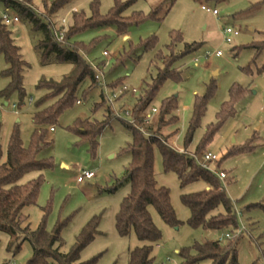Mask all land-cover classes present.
Here are the masks:
<instances>
[{
	"label": "rangeland",
	"instance_id": "374dc122",
	"mask_svg": "<svg viewBox=\"0 0 264 264\" xmlns=\"http://www.w3.org/2000/svg\"><path fill=\"white\" fill-rule=\"evenodd\" d=\"M54 1L48 0V3ZM129 1L72 0L63 10L51 16L49 11L52 4L44 6V0H33V3L37 13L50 17L56 32H61L62 28L67 31L73 25L74 8L89 15L92 6L98 2L99 13L106 16L117 2ZM162 1L136 0L124 15L131 17L140 13L144 20L125 32L116 26L92 28L74 37L72 42L85 45L98 42L88 61L94 68H103L100 75L102 83L111 86L118 80L123 81L121 86L114 88L117 89L114 93L124 87L128 90L119 93L120 97L113 106L121 115L134 110L139 97L131 92L136 90V94L142 96L152 77L157 75L158 68L163 67L157 55L160 52L169 54L167 47L172 44L176 33H180L183 38L175 48L176 54L183 52L184 44H201L196 53L182 58L174 66L180 78L168 80L157 93L150 108L151 122L148 124H155L154 132L161 135L171 148L181 154L195 156L196 148L208 128L218 123L223 106L240 92L233 105L235 114L225 120L206 145V153L216 155L221 164L219 169L215 166L217 163L209 164L211 170L224 171L228 176L222 184L238 216L239 227L230 232L232 238H241L238 264H264V73L258 71L263 64L264 53L254 58V50L244 49L264 39V0H176L164 21L150 20L151 9ZM202 7L210 12L204 11ZM214 10L218 12L217 15L213 14ZM4 13L6 8L0 2V16ZM9 14L13 17L16 13L9 10ZM64 18H67L66 26L62 22ZM20 20L8 28L28 64L24 73L26 97L21 108L18 107V96L12 97L9 106L2 107L3 102H0L1 163L6 159L13 131L18 129L24 145L28 147L36 128L32 121L34 113L50 106L36 105L45 94L38 90L39 83L43 80L61 81L73 70V65L68 63L43 64L36 49L41 36L33 32L28 21ZM227 27L240 33L231 44L226 42L224 34ZM153 38L155 45L147 52H142V48L131 52ZM218 51L223 53L222 57H216ZM105 52L108 56L104 55ZM5 68L4 58L0 56V92L8 82L1 75ZM89 86L88 81L81 86L77 97L82 103L63 112L54 126L55 133L49 135L51 145L40 155L41 159L53 158L54 167L32 172L24 178V182H27L42 175L44 181L37 204L26 207L23 214L28 216L32 230L40 226L44 209L48 210L46 228L49 232H53L59 222L66 223L62 232L66 244L62 250L64 253L70 251L83 228L98 217L100 233L82 251L81 261L96 258L95 264H128L130 250L142 245L134 234L122 237L116 228L120 206L131 192L130 181L124 180L131 158L121 154V150L131 141V134L118 119L98 138L95 152L91 150L90 144L82 142L74 130L76 123L79 120L103 121L107 114L106 106L95 110L96 105L102 101L101 88L88 90ZM211 88H215V92L194 133L191 146L186 147L185 138L196 98L207 96ZM86 90L87 94H84ZM173 97L177 99L179 109L166 117L167 125L159 130V109L163 102ZM31 98L33 103H30ZM14 105L17 107L14 108ZM154 108L158 112L154 113ZM244 147L246 149L241 150ZM196 156L201 164H206L203 154ZM155 157L157 181L170 191L171 204L180 222L176 227L168 225L151 209L154 223L162 233V240L154 246L155 264H186L179 252L196 244L218 241L226 233L193 229L189 225L191 212L183 204L182 196L207 190L208 186L203 181L182 186L176 173L164 171L159 151H156ZM83 170L96 172V177L79 184L77 177ZM10 241L9 234L0 230V264H27L33 255L31 245L25 242L16 251L9 248Z\"/></svg>",
	"mask_w": 264,
	"mask_h": 264
},
{
	"label": "trees",
	"instance_id": "16d2710c",
	"mask_svg": "<svg viewBox=\"0 0 264 264\" xmlns=\"http://www.w3.org/2000/svg\"><path fill=\"white\" fill-rule=\"evenodd\" d=\"M71 1L55 0L48 3V0H44V6L52 4L49 11L51 16L63 10ZM135 1L117 2L106 16L99 13L98 2L92 6L89 15L79 11L73 12V25L66 31L64 40L58 42L55 35L56 30L49 19L50 17L40 16L34 7L33 0H0L6 10H13L20 19L28 21L33 32L41 36L36 49L43 64L68 63L73 65L72 72L65 75L61 81L43 80L39 83L38 90L45 94L36 105L40 107L50 104V106L34 113L32 121L36 128L32 134L30 145L28 147L24 145L18 129H15L9 140L6 159L1 163L3 150L0 144V230L7 232L11 237L10 249L19 251L25 242L31 245L33 255L27 264H95L97 261L94 258L82 262L81 254L100 233L98 217L93 218L83 228L70 251L64 253L62 250L66 244L62 239V232L66 223L59 222L55 230L49 232L46 228L48 210L44 209L45 213L40 226L36 230H32L28 216L23 214L26 207L37 204L44 181L42 175L27 182H24V178L32 172H42L54 167L53 158L41 159L40 155L51 145V142L48 141L50 129L58 123L59 117L64 111L81 102L77 95L86 81L90 82L88 90L101 88L102 101L96 105L95 110L106 106L107 114L103 121L79 120L76 123L74 130L82 142L90 144L91 150L95 152L98 138L114 120L118 119L131 134V141L121 150L122 155H128L131 158L124 175V180L131 183V192L120 206L116 216V228L122 237H131L134 234L142 245L130 250L128 264H155L154 246L162 240V233L154 223L151 209H154L166 224L175 227L180 224L171 204L170 191L164 186H160L157 181L156 151H159L163 158L164 171L176 173L182 186L197 181H203L208 186L207 190L182 196L183 204L191 212L189 225L193 229L202 228L206 231L227 234L239 227L233 202L223 188L222 181L204 164H201L196 155L206 154V145L212 140L225 120L235 114L233 105L240 92L233 95L232 101L223 106L219 113L218 123L208 128L202 142L196 148L195 156L181 154L171 148L161 135L154 132L155 124H148L151 122V120L149 121L150 108L157 93L168 80L180 78V74L174 66L182 58L196 53L201 44H184L183 52L176 54L175 48L183 38L180 33L174 35L172 44L167 47L169 54L164 55L160 52L157 55V59L162 62L163 67L158 68L157 75L152 77L142 96L139 93L134 94L139 98L132 111L134 120L132 123L117 117L108 100V96L117 90L114 88L121 86L123 81L118 80L111 86L106 83L108 93L105 92L99 82L103 68L101 66V68H94L88 61V57L98 42L95 41L89 45L72 42L74 37L92 28L116 26L120 31L125 32L132 25H139L144 20L142 14L135 13L131 17L124 15V12ZM175 3L176 0H163L158 3L151 9L149 19L156 22L164 21ZM8 26L0 16V56L6 63V68L1 75L4 80L8 81L0 92V102H3L2 107L9 106L12 97L18 96L20 101L18 107L21 108L26 97L24 73L28 64L21 54L20 47L15 44ZM155 42V38L147 40L139 47L132 49L131 52L134 53L139 48H142V52H147L155 45ZM244 49L254 50L256 53L254 58H256L264 53V39L254 42ZM127 55L129 56V54ZM258 71L264 73V61ZM88 90L84 94H87ZM214 92L215 88H211L207 96L196 98L193 117L185 138L186 147L191 146L194 133L200 126L207 104ZM33 101L32 98L30 103ZM178 109V101L175 97L163 102L159 109L160 118L157 128L160 130L165 127L168 123L166 117L171 116ZM244 149L246 148L241 150ZM216 163L215 166L219 169L221 164L218 161ZM225 241V244L219 241L196 244L190 249L182 250L179 255L186 261V264L205 261L210 264H238V247L241 238H231Z\"/></svg>",
	"mask_w": 264,
	"mask_h": 264
},
{
	"label": "built area",
	"instance_id": "2783aa9c",
	"mask_svg": "<svg viewBox=\"0 0 264 264\" xmlns=\"http://www.w3.org/2000/svg\"><path fill=\"white\" fill-rule=\"evenodd\" d=\"M202 9H203L204 11L210 12V10L207 9L206 7H202ZM73 12L76 13V12H78V10L75 9ZM213 14L217 15L218 12H217L216 10H214V11H213ZM2 18H3V21H4V23H5L6 25H11V24H14V23H18V22H20V18L17 17V16H13V17H12V16L9 14V11H8V10L6 11V13L3 14ZM62 22H63V23L65 24V26H66V22H67V20H66V19H63ZM65 32H66V29H64V28L62 29L61 32H56L55 35H56V38H57V41H58V42H62V41L64 40ZM224 34H225V36H226V42L229 43V44H231V43L233 42V39H234L235 37L239 36L240 33H239L237 30H235V29H233V28H231V27H227V28L224 30ZM104 55H105V56H108V53L105 52ZM222 56H223V53H222L221 51H218V52L216 53V57H222ZM99 80H100V77H99ZM99 82H100V86L103 87V88L105 89V92L108 93V91H107V87H106V84H105V83H102L101 80H100ZM126 92H128V90H127L126 87H124V88L121 89L118 93H117V92H116V93H112V95H109V96H108V100H109L110 104L112 105V107L114 106V103L116 102V100L120 97V96H118L119 93H120V94H123V93H126ZM132 93H133V94H136L137 91H136V90H133ZM80 103H81V102H78V104H80ZM14 108H15V106H14ZM114 110H115V109H114ZM152 111H153L154 113L158 112V110L155 109V108H154ZM115 112H116V116H117V117L125 118V119L129 120V121L132 122V123L134 122L133 117H132V112H131V111H126V112H125L124 114H122V115L119 114L116 110H115ZM149 120H150V117H149ZM50 132H51V134L55 133V128L52 127V128L50 129ZM203 159H204V161H205V163H206V164H204V166H205L208 170L212 171L216 176H218V178H219L222 182H224V181L228 178L227 174H226L224 171L218 172L216 169L211 170V168L208 166L209 164H215V163L218 161V158H217L216 155H214V154H212V153H206V154H204ZM95 177H96V172L91 171V170H83V171H81L80 174L78 175V177H77V182H78L79 184H83V183H85V182H88V181L93 180ZM231 238H232L231 233H228V234L225 235L224 238H220L218 241H219V242H224L225 240H227V239H231Z\"/></svg>",
	"mask_w": 264,
	"mask_h": 264
},
{
	"label": "crops",
	"instance_id": "0c3cea01",
	"mask_svg": "<svg viewBox=\"0 0 264 264\" xmlns=\"http://www.w3.org/2000/svg\"><path fill=\"white\" fill-rule=\"evenodd\" d=\"M76 8H74L73 10H72V12L75 10ZM78 10V9H77ZM7 11V10H6ZM9 11V10H8ZM14 16H17V17H19L17 14H15ZM64 19H67V18H64ZM21 21V20H20ZM19 23V22H18ZM32 99V98H31ZM30 99V100H31ZM32 102V101H31ZM80 105V104H79Z\"/></svg>",
	"mask_w": 264,
	"mask_h": 264
},
{
	"label": "water",
	"instance_id": "95a60500",
	"mask_svg": "<svg viewBox=\"0 0 264 264\" xmlns=\"http://www.w3.org/2000/svg\"><path fill=\"white\" fill-rule=\"evenodd\" d=\"M7 105V104H6Z\"/></svg>",
	"mask_w": 264,
	"mask_h": 264
}]
</instances>
